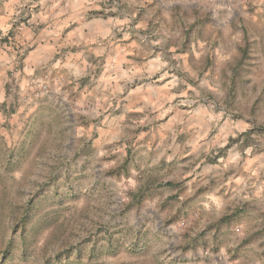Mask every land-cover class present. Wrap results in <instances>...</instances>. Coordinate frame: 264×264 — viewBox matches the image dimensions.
I'll return each mask as SVG.
<instances>
[{"label":"rangeland","instance_id":"obj_1","mask_svg":"<svg viewBox=\"0 0 264 264\" xmlns=\"http://www.w3.org/2000/svg\"><path fill=\"white\" fill-rule=\"evenodd\" d=\"M162 1L200 42L189 69H121V86L149 91L144 113L82 101L76 86L101 79L45 71L33 92L61 113L0 134V264H264V0ZM160 16L147 33L171 34Z\"/></svg>","mask_w":264,"mask_h":264},{"label":"crops","instance_id":"obj_2","mask_svg":"<svg viewBox=\"0 0 264 264\" xmlns=\"http://www.w3.org/2000/svg\"><path fill=\"white\" fill-rule=\"evenodd\" d=\"M166 5L162 0H0V134H40L42 125L49 122V111L52 115L61 113L52 94L44 100L39 92H33L37 89L33 83L41 82L45 71L54 80L63 78L64 82L72 76L101 79L92 87L76 86L85 93L82 101L88 99L90 89L101 93L96 96L97 106L110 99L112 106H124L127 113L145 111L149 91L143 84L121 86V69L144 74L148 61L154 58L160 63L163 58L166 62L179 59L176 64L182 58L181 67L189 69L187 50L196 51V37L191 35L186 41L184 35L189 26L180 23L183 34L174 33L176 5ZM164 10L173 19L168 20L171 34L162 35L160 25L147 33L160 23ZM127 22L131 26L122 32ZM11 30L12 40L25 50L21 67L14 74L10 71L16 64L15 55L7 47L10 42L3 39ZM186 42L190 46L181 50ZM127 113L117 122L129 120Z\"/></svg>","mask_w":264,"mask_h":264},{"label":"trees","instance_id":"obj_3","mask_svg":"<svg viewBox=\"0 0 264 264\" xmlns=\"http://www.w3.org/2000/svg\"><path fill=\"white\" fill-rule=\"evenodd\" d=\"M169 184L170 185H176L175 183H173V182H169ZM143 191H139V192H137V193H134L133 194V197H135V198H137V199H139L140 198V200L143 198V196H142V193Z\"/></svg>","mask_w":264,"mask_h":264}]
</instances>
